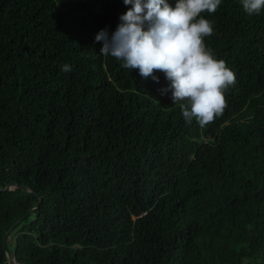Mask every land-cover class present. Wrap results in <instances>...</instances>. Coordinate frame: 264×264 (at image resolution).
I'll return each instance as SVG.
<instances>
[{"label":"trees","instance_id":"1","mask_svg":"<svg viewBox=\"0 0 264 264\" xmlns=\"http://www.w3.org/2000/svg\"><path fill=\"white\" fill-rule=\"evenodd\" d=\"M131 7L0 0V187L34 191L0 192V264L19 221L18 264H264V11L202 13L236 82L201 127L165 73L100 54Z\"/></svg>","mask_w":264,"mask_h":264},{"label":"clouds","instance_id":"2","mask_svg":"<svg viewBox=\"0 0 264 264\" xmlns=\"http://www.w3.org/2000/svg\"><path fill=\"white\" fill-rule=\"evenodd\" d=\"M132 7L120 16L121 23L109 36L100 30L95 40L102 42L100 54L121 61L125 69H139L140 75L159 83L155 71L163 72L179 103L186 122L193 119L205 127L222 115L227 107L225 90L236 82L234 72L223 60L214 58L205 46L213 34V24L202 13L214 14L222 0H124ZM249 15L264 11V0H242ZM71 68L65 64L62 71Z\"/></svg>","mask_w":264,"mask_h":264},{"label":"water","instance_id":"3","mask_svg":"<svg viewBox=\"0 0 264 264\" xmlns=\"http://www.w3.org/2000/svg\"><path fill=\"white\" fill-rule=\"evenodd\" d=\"M24 190V191H27V192H30V193H33L34 191L27 187V186H23V185H19L18 183H12V184H9L7 185L6 187H0V192H11V191H16V190ZM42 198H40V203L42 202ZM39 206V204H37L35 208H37ZM20 223V221L14 225L4 236V247L6 249V253H7V258H8V263L9 264H18L15 259L12 257L11 253L9 252L8 250V246H7V239L8 237L10 236V233L15 229V227Z\"/></svg>","mask_w":264,"mask_h":264},{"label":"rangeland","instance_id":"4","mask_svg":"<svg viewBox=\"0 0 264 264\" xmlns=\"http://www.w3.org/2000/svg\"><path fill=\"white\" fill-rule=\"evenodd\" d=\"M10 243H12V241H11V240H9V244H10Z\"/></svg>","mask_w":264,"mask_h":264}]
</instances>
